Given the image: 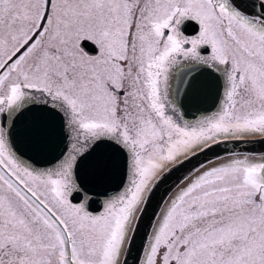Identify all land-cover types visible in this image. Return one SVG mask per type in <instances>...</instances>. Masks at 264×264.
<instances>
[{
  "label": "snow or ice",
  "instance_id": "obj_1",
  "mask_svg": "<svg viewBox=\"0 0 264 264\" xmlns=\"http://www.w3.org/2000/svg\"><path fill=\"white\" fill-rule=\"evenodd\" d=\"M255 142L264 0H0V264H264Z\"/></svg>",
  "mask_w": 264,
  "mask_h": 264
},
{
  "label": "water",
  "instance_id": "obj_2",
  "mask_svg": "<svg viewBox=\"0 0 264 264\" xmlns=\"http://www.w3.org/2000/svg\"><path fill=\"white\" fill-rule=\"evenodd\" d=\"M202 105H197L196 107H201ZM195 107V108H196ZM222 147H224L226 150L228 151H260V150H264V143L262 142H255V143H252V144H238L236 146H233L231 144L229 145H223ZM134 258V254L133 256H129L128 259H129V264L131 259Z\"/></svg>",
  "mask_w": 264,
  "mask_h": 264
}]
</instances>
